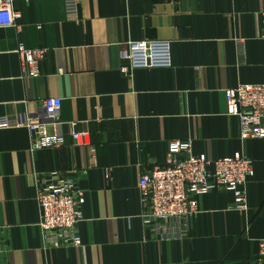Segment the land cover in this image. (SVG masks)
Wrapping results in <instances>:
<instances>
[{
    "label": "crops",
    "instance_id": "1",
    "mask_svg": "<svg viewBox=\"0 0 264 264\" xmlns=\"http://www.w3.org/2000/svg\"><path fill=\"white\" fill-rule=\"evenodd\" d=\"M63 1L14 0L20 17L0 26V115L26 114L64 140L32 149L26 127H0V264H262L264 138L241 139L225 102L226 89L264 81L262 0H80L77 20ZM141 40L168 41L170 66L123 74L122 50ZM20 45L46 51L38 76L23 73ZM47 97L61 99L57 118ZM179 139L208 160L252 161L246 210L213 189L182 230L143 222L138 180ZM51 172L84 193L80 246L42 237L35 184Z\"/></svg>",
    "mask_w": 264,
    "mask_h": 264
},
{
    "label": "built area",
    "instance_id": "2",
    "mask_svg": "<svg viewBox=\"0 0 264 264\" xmlns=\"http://www.w3.org/2000/svg\"><path fill=\"white\" fill-rule=\"evenodd\" d=\"M14 0H0V26H12L20 17L13 9ZM80 0H64L63 12L67 20H77ZM261 24L264 37V0H262ZM23 73L29 77L39 75V64L46 56L43 49H26L20 45ZM125 64L121 72L129 70L169 67L170 44L168 41L128 42L122 50ZM264 70V67H263ZM228 113L239 119L241 139L264 138V81L240 84L225 90ZM42 106L57 118L61 99L47 97ZM0 127H26L32 149H49L64 144L63 137L49 132L46 125L26 114L0 115ZM86 131H73L71 137L77 143H85ZM164 162L145 171L138 180L143 222L155 226L158 233L166 227L181 230L187 220L199 210L198 197L213 189H223L232 194L233 208L246 210V191L253 175L252 161L242 153L211 160L204 154L192 152L190 139L171 141L166 149ZM35 199L39 205V227L45 244L49 247L80 246L78 226L83 221L84 193L76 188L74 178L51 172L35 184ZM172 228L174 237L180 233ZM161 233V234H162ZM257 259L264 264V237L257 241Z\"/></svg>",
    "mask_w": 264,
    "mask_h": 264
}]
</instances>
